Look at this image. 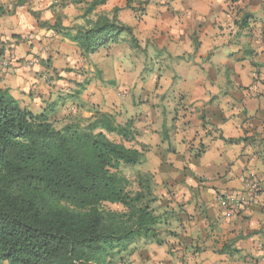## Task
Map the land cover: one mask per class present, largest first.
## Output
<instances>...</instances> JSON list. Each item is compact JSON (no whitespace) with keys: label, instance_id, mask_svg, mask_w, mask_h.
Returning a JSON list of instances; mask_svg holds the SVG:
<instances>
[{"label":"crops","instance_id":"0c3cea01","mask_svg":"<svg viewBox=\"0 0 264 264\" xmlns=\"http://www.w3.org/2000/svg\"><path fill=\"white\" fill-rule=\"evenodd\" d=\"M92 1L0 0V89L34 113L129 123L130 140L108 136L143 150L173 235L119 264H264L248 179L264 185V0H107L89 15ZM99 14L129 43L82 55L77 32Z\"/></svg>","mask_w":264,"mask_h":264},{"label":"trees","instance_id":"16d2710c","mask_svg":"<svg viewBox=\"0 0 264 264\" xmlns=\"http://www.w3.org/2000/svg\"><path fill=\"white\" fill-rule=\"evenodd\" d=\"M77 33L89 55L132 28L99 14ZM54 112L34 113L0 89V264H119L140 241L166 243L173 212L161 211L154 175L138 171L132 190L122 171L141 164L143 150L108 136L130 140L129 123L97 110L57 127Z\"/></svg>","mask_w":264,"mask_h":264},{"label":"rangeland","instance_id":"374dc122","mask_svg":"<svg viewBox=\"0 0 264 264\" xmlns=\"http://www.w3.org/2000/svg\"><path fill=\"white\" fill-rule=\"evenodd\" d=\"M126 37H130L127 34H122L117 41H111V44L109 46V48L107 50H102L103 52L100 53L99 58H102L105 56V54H111L113 51H122L124 50V48H126L125 46L127 45V43H129L128 40H126ZM150 68L152 70L153 67H155L153 64L150 63ZM116 91H118V89H116ZM68 103V101H67ZM55 113H53V121L55 122L57 127H62L65 123L69 122L70 120H76V119H72L68 118V117H63V118H59L58 116L54 115ZM68 118V119H67ZM67 119V120H66ZM82 123L85 122V120H81ZM122 171L123 173L131 180V189L132 190H136V188L138 187L137 182H136V177L138 174V170L136 166H123L122 167ZM108 207L112 208V209H122V206H118L115 204H107Z\"/></svg>","mask_w":264,"mask_h":264},{"label":"built area","instance_id":"2783aa9c","mask_svg":"<svg viewBox=\"0 0 264 264\" xmlns=\"http://www.w3.org/2000/svg\"><path fill=\"white\" fill-rule=\"evenodd\" d=\"M3 66L5 68H11V66L7 60L3 61ZM12 70L16 72V66L12 65ZM248 179H249V189L252 190L254 193L264 195V185L256 177V175L254 173H250L248 176Z\"/></svg>","mask_w":264,"mask_h":264}]
</instances>
